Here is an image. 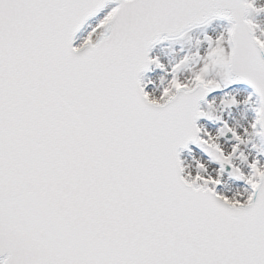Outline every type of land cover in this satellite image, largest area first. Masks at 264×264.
Instances as JSON below:
<instances>
[{
    "label": "snow or ice",
    "instance_id": "1",
    "mask_svg": "<svg viewBox=\"0 0 264 264\" xmlns=\"http://www.w3.org/2000/svg\"><path fill=\"white\" fill-rule=\"evenodd\" d=\"M261 17L0 0V264H264Z\"/></svg>",
    "mask_w": 264,
    "mask_h": 264
},
{
    "label": "rangeland",
    "instance_id": "2",
    "mask_svg": "<svg viewBox=\"0 0 264 264\" xmlns=\"http://www.w3.org/2000/svg\"><path fill=\"white\" fill-rule=\"evenodd\" d=\"M261 20H264V17L260 18ZM176 45H167L164 46L162 48V50L160 51V55L165 57L166 59L168 58H174V56L177 54L176 51H174V49L176 48Z\"/></svg>",
    "mask_w": 264,
    "mask_h": 264
},
{
    "label": "bare ground",
    "instance_id": "3",
    "mask_svg": "<svg viewBox=\"0 0 264 264\" xmlns=\"http://www.w3.org/2000/svg\"><path fill=\"white\" fill-rule=\"evenodd\" d=\"M217 24H220V23H223V22H216ZM168 59V58H167ZM169 59H172V58H169Z\"/></svg>",
    "mask_w": 264,
    "mask_h": 264
},
{
    "label": "water",
    "instance_id": "4",
    "mask_svg": "<svg viewBox=\"0 0 264 264\" xmlns=\"http://www.w3.org/2000/svg\"><path fill=\"white\" fill-rule=\"evenodd\" d=\"M95 21H93V23H94Z\"/></svg>",
    "mask_w": 264,
    "mask_h": 264
}]
</instances>
